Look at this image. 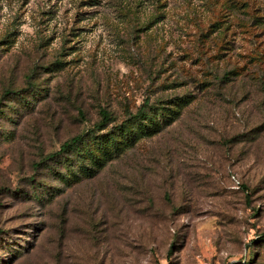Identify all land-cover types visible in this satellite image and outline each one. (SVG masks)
Instances as JSON below:
<instances>
[{"label": "rangeland", "instance_id": "rangeland-1", "mask_svg": "<svg viewBox=\"0 0 264 264\" xmlns=\"http://www.w3.org/2000/svg\"><path fill=\"white\" fill-rule=\"evenodd\" d=\"M0 264H264V0H0Z\"/></svg>", "mask_w": 264, "mask_h": 264}, {"label": "trees", "instance_id": "trees-1", "mask_svg": "<svg viewBox=\"0 0 264 264\" xmlns=\"http://www.w3.org/2000/svg\"><path fill=\"white\" fill-rule=\"evenodd\" d=\"M102 112H103L102 113V120H101L102 122H100L98 125L101 126V127H104V126L107 125L108 121L111 120V117H110L109 113L106 110H103ZM144 113H145V108H140L139 111L135 115H133L132 117H134L133 119L136 121V120H138L141 117V115H144ZM126 128H127V126H125L123 128V130H125ZM80 140H81V136L74 137L71 141L65 142L62 145L60 151L61 152L65 151L68 147L77 144Z\"/></svg>", "mask_w": 264, "mask_h": 264}]
</instances>
